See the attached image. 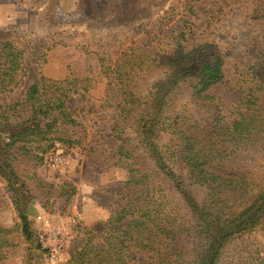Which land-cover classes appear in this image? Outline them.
<instances>
[{"label":"trees","instance_id":"obj_1","mask_svg":"<svg viewBox=\"0 0 264 264\" xmlns=\"http://www.w3.org/2000/svg\"><path fill=\"white\" fill-rule=\"evenodd\" d=\"M250 18L264 20V0H254ZM187 37L165 28L107 61V135L116 146L103 149L105 165L127 178L103 231H87L68 264H264L256 238L264 237V46L235 75L241 97L226 111L207 92L226 74L219 44ZM25 72L24 50L0 40V179L15 212L14 228L0 226V264L17 246L15 231L28 249L48 252L33 238L31 199L61 200L64 213L77 193L21 170L18 159L42 163L86 136L67 101L78 79L40 73L21 87ZM81 97L87 105L85 90Z\"/></svg>","mask_w":264,"mask_h":264},{"label":"rangeland","instance_id":"obj_2","mask_svg":"<svg viewBox=\"0 0 264 264\" xmlns=\"http://www.w3.org/2000/svg\"><path fill=\"white\" fill-rule=\"evenodd\" d=\"M254 0H0V40H11L24 50V85L35 82L40 73L52 79L76 78L68 93V105L84 125L85 138L80 145L48 152L42 163L27 157L18 159V167L54 184L70 182L81 190L94 182L101 173L107 178L112 193L92 188L90 194L107 205V219L117 199L116 190L127 178L120 165H105L103 149L116 146L109 137V117L113 110L105 107L107 95V61L111 63L122 49L145 43L157 31L172 27L188 33L187 38L205 39L219 44L224 56L225 77L207 92L231 110V104L241 97L235 87V75L243 73L264 46V20H252ZM85 90L86 101L81 97ZM105 103V106H104ZM88 106V107H87ZM79 138L82 133L75 130ZM98 145V150L92 149ZM100 175V174H99ZM100 176H98L99 179ZM103 178V177H102ZM103 179L104 181H106ZM122 179V180H121ZM79 198V199H78ZM74 196L70 206L54 198L43 207L30 200L27 214L35 241L48 250L44 253L29 244L18 231L10 237L17 242L4 264H68L69 252L80 246L85 236L101 233L107 219L85 225L80 197ZM38 204L31 208L32 204ZM68 208V209H66ZM102 212V211H101ZM100 213V212H99ZM106 220V221H105ZM105 221V223H104ZM15 212L10 203L5 182L0 179V226L14 228ZM88 231V233H87ZM256 238H264L260 234Z\"/></svg>","mask_w":264,"mask_h":264},{"label":"crops","instance_id":"obj_3","mask_svg":"<svg viewBox=\"0 0 264 264\" xmlns=\"http://www.w3.org/2000/svg\"><path fill=\"white\" fill-rule=\"evenodd\" d=\"M99 174L96 175V180L94 182L89 181V182L83 184L81 186V190L77 187V193L75 194V196H77V198L80 197L82 199L85 211H87V209L89 207H91V209L93 210L91 215H89V216L87 215V213L84 214L85 219H83V220L85 222V225H92V224H94L93 222H95L99 219H107V205L104 206V205L100 204L98 202V200L96 199V197L94 195L90 194L91 189L95 188L97 190V189H102L103 186H106L105 192L114 194V192L109 190L107 185H105V183H107V181H109V180H107V178L105 179L106 174H105V176H103L101 173H99ZM98 176H100L99 179H98ZM103 179H105L106 181H104ZM124 180H126V179L123 178L122 182ZM73 201H74V198H73ZM35 205H38V204H36V203L32 204L31 208ZM105 221H104V223H105Z\"/></svg>","mask_w":264,"mask_h":264}]
</instances>
